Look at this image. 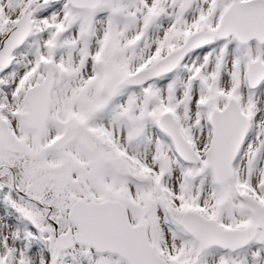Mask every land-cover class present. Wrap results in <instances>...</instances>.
Segmentation results:
<instances>
[{
  "label": "snow or ice",
  "instance_id": "1",
  "mask_svg": "<svg viewBox=\"0 0 264 264\" xmlns=\"http://www.w3.org/2000/svg\"><path fill=\"white\" fill-rule=\"evenodd\" d=\"M0 264H264V0H0Z\"/></svg>",
  "mask_w": 264,
  "mask_h": 264
}]
</instances>
